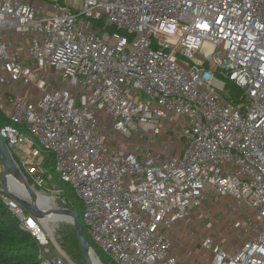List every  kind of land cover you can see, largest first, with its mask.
<instances>
[{
    "label": "built area",
    "instance_id": "built-area-1",
    "mask_svg": "<svg viewBox=\"0 0 264 264\" xmlns=\"http://www.w3.org/2000/svg\"><path fill=\"white\" fill-rule=\"evenodd\" d=\"M0 113L25 180L50 191L51 153L115 264H177L178 226L211 201L245 212L248 238L204 236L189 263L264 264V0H0ZM167 127L176 152L153 154ZM0 196L41 264H72Z\"/></svg>",
    "mask_w": 264,
    "mask_h": 264
},
{
    "label": "rangeland",
    "instance_id": "rangeland-1",
    "mask_svg": "<svg viewBox=\"0 0 264 264\" xmlns=\"http://www.w3.org/2000/svg\"><path fill=\"white\" fill-rule=\"evenodd\" d=\"M165 135L167 140L164 143L154 142L153 144H151L150 147L152 148L153 154L159 152H164L166 154H173L176 152V145H175L176 133L174 129L172 127H167ZM169 137H172V140ZM141 139L147 140V137L142 136ZM144 143L145 141L141 142L138 138H133V140L127 144V148H134V147L139 148ZM1 174H2V162L0 157V179H1ZM30 187L36 192H38V194L40 193L39 194L40 196L50 198V201L41 203L44 206V208L65 207L63 205L64 201L61 197V194L57 192L58 188L55 187L54 185H50V191L37 189L32 187L31 185ZM206 203L207 202H205L204 204ZM222 206L223 207L225 206V203L223 201H211L209 203L208 208L199 207L198 209L193 211V213L190 216L191 218L189 220L188 219L185 220L178 226L174 235V242H173V246L176 253L177 264H190L189 262L196 255L199 254L197 242L204 236H212L217 242H220L228 247H231V245L235 243H242L248 238L247 236L251 228L249 226V220L245 215L246 213L239 212L233 217L228 218V216L222 210L223 209ZM243 219H244V224L243 226H241V221ZM80 221L83 224V219L81 216H80ZM39 222L42 233L46 236L48 240V245L44 246V248L47 250L46 253L49 256H56L58 254V251L54 248V245L51 241V237L48 233L49 227L53 228L54 230L57 228L56 231L62 227L64 230L68 231L67 228H71L72 225L68 222H60V220L54 221L50 218L39 220ZM96 258L99 260V264H105L102 261V258H98V257ZM68 259L71 260L69 257ZM197 260H198L197 264H206L205 258L198 256ZM64 263L69 264V262H67L66 260L64 261ZM72 264L75 263L72 262Z\"/></svg>",
    "mask_w": 264,
    "mask_h": 264
},
{
    "label": "trees",
    "instance_id": "trees-1",
    "mask_svg": "<svg viewBox=\"0 0 264 264\" xmlns=\"http://www.w3.org/2000/svg\"><path fill=\"white\" fill-rule=\"evenodd\" d=\"M110 29L113 30V28ZM121 33L123 34L124 32L121 31ZM227 86L234 93H237V88H235L233 84L227 83ZM9 123L10 121L0 113V127ZM43 155L44 167L46 171L52 175V181L49 184H52L61 190V197L64 201L63 205L75 210L78 213L80 220L82 213L81 201L76 197L72 188L68 184L59 180L54 171L52 154L48 152ZM0 193H2V191H0ZM56 229L54 230L53 235L60 249L75 264H83L73 227L71 226V228H67L69 234L68 231L64 230L62 227L57 231ZM82 230L90 242L94 255L98 258H102V261L105 264H115L109 256L103 253V251L92 242L83 225ZM39 249L40 245L36 238L20 225L19 220L0 196V264H41L42 259L39 256Z\"/></svg>",
    "mask_w": 264,
    "mask_h": 264
},
{
    "label": "water",
    "instance_id": "water-1",
    "mask_svg": "<svg viewBox=\"0 0 264 264\" xmlns=\"http://www.w3.org/2000/svg\"><path fill=\"white\" fill-rule=\"evenodd\" d=\"M0 157L2 162V174L0 179V191L6 195L9 199L18 203L31 217L37 220H44L49 214H58L62 216L60 222H68L72 225L74 235L76 238L77 246L82 257L83 264H99V260L95 257L93 249L88 241L86 235L82 230V225L79 220L78 213L70 207H47L42 208L34 202L31 195H33V189L30 187L28 182L25 180L23 175L20 173L16 165L14 164L12 157L6 147L5 142L0 137ZM12 172L19 176L28 188L31 195H25L17 191L15 185L10 184L8 172ZM59 223V222H57ZM54 229L49 227V235L51 241L58 246L53 235ZM59 247V246H58ZM60 248V247H59ZM95 258L97 260H95Z\"/></svg>",
    "mask_w": 264,
    "mask_h": 264
},
{
    "label": "bare ground",
    "instance_id": "bare-ground-1",
    "mask_svg": "<svg viewBox=\"0 0 264 264\" xmlns=\"http://www.w3.org/2000/svg\"><path fill=\"white\" fill-rule=\"evenodd\" d=\"M8 173H9L8 175H10V177H11V178H9V182H11L10 184H12V185L14 184L15 185V187L17 188L16 189L17 191H19V192H21V193H23L25 195L26 194L27 195H31V193L29 192L28 188L25 185V182L19 176L15 175L11 171L8 172ZM32 192H33V195H31V197L34 200V202L37 203V205L39 207L44 208V206L41 203L46 202V201L47 202L50 201V198L40 196L38 194V192H36L35 190H33ZM46 218H50V219H52L54 221H57V220H61L62 216H59L58 214H49V215L46 216Z\"/></svg>",
    "mask_w": 264,
    "mask_h": 264
},
{
    "label": "crops",
    "instance_id": "crops-1",
    "mask_svg": "<svg viewBox=\"0 0 264 264\" xmlns=\"http://www.w3.org/2000/svg\"><path fill=\"white\" fill-rule=\"evenodd\" d=\"M11 183V182H10ZM197 244H198V242H197Z\"/></svg>",
    "mask_w": 264,
    "mask_h": 264
}]
</instances>
